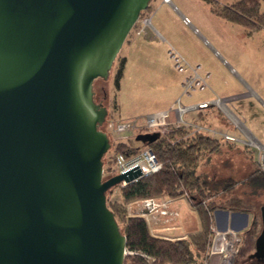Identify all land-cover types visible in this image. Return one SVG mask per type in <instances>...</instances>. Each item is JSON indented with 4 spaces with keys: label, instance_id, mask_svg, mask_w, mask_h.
Listing matches in <instances>:
<instances>
[{
    "label": "water",
    "instance_id": "1",
    "mask_svg": "<svg viewBox=\"0 0 264 264\" xmlns=\"http://www.w3.org/2000/svg\"><path fill=\"white\" fill-rule=\"evenodd\" d=\"M151 1L0 0V264H124L105 194L142 173L104 180L108 111L93 83ZM259 220L248 259L264 264V205Z\"/></svg>",
    "mask_w": 264,
    "mask_h": 264
},
{
    "label": "rangeland",
    "instance_id": "2",
    "mask_svg": "<svg viewBox=\"0 0 264 264\" xmlns=\"http://www.w3.org/2000/svg\"><path fill=\"white\" fill-rule=\"evenodd\" d=\"M169 1V4H164L162 0H152L146 17L138 20L139 28L143 26L146 19L148 25L143 27L142 33L138 34V30H133L128 35L127 39L136 38L138 41L145 42L143 43L145 46H141L139 51L132 50L128 65L123 67L118 87L114 85V78L125 54V46L115 59L108 81L97 80L93 83V92L97 98L103 99L102 89L106 92L104 107L108 111L110 128L104 125L103 132L107 134L113 145L123 142L134 147H141L140 151H143L147 148L135 143L134 137L139 133L138 131L120 135L113 132V126L122 121L135 119H138V124L142 125L146 116L155 112L159 113L157 111H170L173 123L174 112L178 106L190 108L197 104L198 99L205 93L215 92L217 100L231 97L221 101L220 106L216 105L219 117L217 126L210 123L215 131L217 133L220 132L218 130L228 131L240 138V135L232 128L239 130L240 124L258 141L256 145L264 146V139H259L262 138L259 131L264 132V31L248 36L242 27L216 17L210 6L203 0ZM237 1L239 0H219L218 5L230 6ZM260 11L264 13V0L260 1ZM183 19H186L188 23L185 24ZM194 70L202 81H195L186 95L184 87L193 80ZM121 106L126 108L123 113ZM189 113V119L196 116L198 120V115L188 110L183 114L184 121L186 119L184 116ZM241 140L249 142V140ZM245 147L247 146L220 145L215 153L206 154L200 160L197 172L215 173L217 178L231 177L238 182H243L257 169L256 151L249 147L254 153L255 159H253L249 152L247 154L242 152ZM112 157L113 153L109 149L104 156V171L108 169V162ZM112 166L116 172L118 164ZM248 189L247 186H241V191L247 194L250 193ZM227 198L230 196L221 197L220 195L214 201L219 203ZM243 198L251 201L254 206L253 216L259 222L258 210L264 205V191L260 190L256 196L247 195ZM107 200L110 204L120 202V189L116 188L108 194ZM178 204L181 217L177 224L181 225L179 227L173 223L171 226H176L180 230L181 226H184L186 229L185 222L188 221L197 228L199 218L189 209L187 201L182 199ZM227 212V215L220 212L213 213V228L218 233L231 232L242 235L250 223L249 218L246 220V225L240 227L244 219L237 217L234 221L236 227L231 230L228 227V221L232 214ZM155 216L162 217L159 213L153 214V217ZM162 218L167 223L175 221V219L170 220L169 217ZM238 228L241 229L238 230ZM259 230L260 226L257 233ZM164 235L157 236L170 240L183 239ZM253 252V246L246 254L240 251L232 264H263L248 259ZM217 260L214 258L211 264H216Z\"/></svg>",
    "mask_w": 264,
    "mask_h": 264
},
{
    "label": "trees",
    "instance_id": "3",
    "mask_svg": "<svg viewBox=\"0 0 264 264\" xmlns=\"http://www.w3.org/2000/svg\"><path fill=\"white\" fill-rule=\"evenodd\" d=\"M203 1L210 6L216 17L242 27L248 36L264 31V13L260 11L261 0H239L230 6H219V0ZM149 10L150 7L142 12L139 20L145 18ZM138 24L139 22L132 31L139 30ZM124 63L125 60L122 59L117 68L114 78L115 87H118L122 77ZM104 93L106 95L105 91ZM108 120L109 118H106L104 125ZM109 142L113 157L108 162V169L103 170L104 180L115 176L112 165L116 164L118 156L130 158L141 150V147L123 142H118L116 145L110 140ZM222 144L227 143L204 134L191 135L183 127L169 129L152 144H141L154 155L156 162L161 165L160 170L120 189V202L110 204L107 200V195L118 186L105 194L107 208L113 214L120 233L126 239V250L133 253L125 256L124 264H202L212 235L215 211L247 214L250 223L244 233L239 235L237 256L240 251L246 254L252 246L254 247V238L258 235L260 220L258 222L253 216L254 206L251 201L243 196H256L260 190L264 191V173L257 168L243 182H238L231 177L217 178L215 173L197 172L200 160L206 154L215 153ZM103 160L104 157L102 159L104 169ZM241 186H247L250 193L241 191ZM220 195L230 198L216 203L214 199ZM150 199L187 200L199 218L200 231L182 240H170L163 236L152 235L143 217L131 216L127 211L129 204Z\"/></svg>",
    "mask_w": 264,
    "mask_h": 264
},
{
    "label": "built area",
    "instance_id": "4",
    "mask_svg": "<svg viewBox=\"0 0 264 264\" xmlns=\"http://www.w3.org/2000/svg\"><path fill=\"white\" fill-rule=\"evenodd\" d=\"M162 3L169 4V0H162ZM184 23L187 24L188 21L186 19H183ZM143 26L139 28L138 34L142 33L143 27L148 25V20L146 19L143 22ZM194 78L193 80L185 85L184 87V94L187 95V92L193 87L194 82L196 81H202L201 78L199 79V75L196 72V70L193 71ZM221 101L217 100L216 105L220 106L219 103ZM207 104H200L197 106H191L190 108L182 107L181 105L178 106L176 111L174 112L175 120L172 123L171 122V115L170 111L166 112H159L155 114H151L145 117L144 122L142 125L138 124V119L132 120V121H122L117 123L116 125H111L114 127L113 132L116 134H126L134 131H138L146 133V134H153V133H159L160 135H164L169 129L171 128H185L189 131L191 135L196 134H204L207 136H210L212 138L219 139L225 143H234L237 144V142H241L235 137H232L230 135L224 134V133H217L215 130L210 129L206 126L199 125L196 123H188L183 120V114L187 113L188 110H197L206 108ZM106 126L110 128V124H108V121L106 122ZM243 142V141H242ZM245 146L250 149H253L256 151V164L257 168L261 173H264V146L263 145H255L252 142L245 141L243 142ZM116 164H118V167H116L115 176L118 174H121L125 172L126 170L138 165L139 169H141L142 175H140L138 178L129 181V182H121L118 185L119 189H123L127 187L130 184L136 183L138 180H140L143 177H147L151 174H154L158 172L161 168V165L158 164L154 158V155L151 153L149 149H145L143 151H140L138 154L133 155L130 158H124L122 156H118L116 158ZM144 205L150 214H156L159 213L162 217H169L170 220L177 218V213L168 211L167 203L166 202H159L156 199H150L144 201ZM212 235L210 242L207 246V251L205 254V258L202 262V264H211L212 260L214 258H217L216 264H232L235 256L238 253V246L240 244V237L237 233H218L215 231L214 228L211 229ZM133 253L128 252L125 249V256L126 255H132Z\"/></svg>",
    "mask_w": 264,
    "mask_h": 264
},
{
    "label": "crops",
    "instance_id": "5",
    "mask_svg": "<svg viewBox=\"0 0 264 264\" xmlns=\"http://www.w3.org/2000/svg\"><path fill=\"white\" fill-rule=\"evenodd\" d=\"M143 43H145V42H143L141 40L138 41L136 38H133L131 40L126 39L125 43L123 44V47L125 46L126 51H125L124 56L122 57V59L125 60L124 68L128 65V61L131 59L130 54L132 53V50L136 49L137 51H139V49H141V46H145V44H143ZM207 88H208V86H207ZM215 96H216L215 92H212V93H205L202 97H200L198 99L197 104H195V105L197 106V105L206 103L207 104L206 108L197 109V110L192 111V113H196L198 115V120H196V116L191 117V119H189L188 118V116L190 115V113H189V114L184 116V119L186 117L185 121L188 123H196L199 125H203V126H206L210 129L215 130V128H213L210 125V123H212L214 126H217V120L219 119L217 108H216L217 98ZM228 98H231V97H228ZM228 98H225V99L219 100V101H225ZM228 103H229V101L226 102L225 104L227 105ZM195 105H192V106H195ZM125 110H126V108L124 106H121V112L123 113ZM161 111H165V110H161ZM157 112H160V111H157ZM232 128L236 133H238L240 135L241 139L249 140L250 142L254 143L255 145L258 144V141L254 138V136L248 130H245L244 127H242L240 124H239V130H237L234 127H232ZM218 131H220L219 133H224V134L230 135L232 137H235L239 141H241V142H237V144L227 143L226 144L227 146L235 147L238 145H240V146L245 145V144H243V142L240 138L230 134L228 131L227 132H225L224 130H218ZM259 132H260V134H261L260 136L262 138H259L260 136H258V138L263 140L264 139V132H262V130H260ZM242 152H244L245 154H247L249 152V154L252 156V158L255 159L253 151H251L249 148L245 147ZM255 161H256V159H255ZM163 201L168 204L167 205L168 211L177 213V215H178L177 218L175 219V221L172 223L165 222L162 217H158V216L153 217V214L148 213V211L144 205V202H135V203L129 204L127 206V211H128V214L131 216L143 217L146 220V223H147L149 230H150V233L152 235H164V234L166 235L167 234V235L175 236V238L177 237V238L186 239L189 235L195 234V233L200 231V229H201L200 221H199V226L197 228L193 224H189L188 221L185 222L186 223L185 225L187 227L186 229L184 226H181L182 227L181 230L176 226H171L173 223H175L178 226L181 225L180 223L177 224L179 221L178 219H180V217H181L180 216V208H179V204H178V202L180 200H176V201L159 200V202H161V203ZM187 206L189 207L190 210L195 212L191 208L188 201H187ZM236 219H237V217L230 215L229 221H228L229 229L234 230L232 228L236 227V224L234 222ZM218 230H220V229H218ZM159 232H161V233H159ZM162 232H164V233H162Z\"/></svg>",
    "mask_w": 264,
    "mask_h": 264
},
{
    "label": "flooded vegetation",
    "instance_id": "6",
    "mask_svg": "<svg viewBox=\"0 0 264 264\" xmlns=\"http://www.w3.org/2000/svg\"><path fill=\"white\" fill-rule=\"evenodd\" d=\"M103 90V89H102ZM102 95H103V99L101 100V99H99V98H97L96 96H94V102H95V104H97V105H102V106H104V99H105V93H104V91H102ZM101 131H103L104 130V125L103 126H101ZM139 134H146V133H143V132H140V133H138V134H136L135 135V137L137 136V135H139ZM135 137H134V139H135ZM136 143H139V142H136ZM139 144H141V143H139Z\"/></svg>",
    "mask_w": 264,
    "mask_h": 264
},
{
    "label": "bare ground",
    "instance_id": "7",
    "mask_svg": "<svg viewBox=\"0 0 264 264\" xmlns=\"http://www.w3.org/2000/svg\"><path fill=\"white\" fill-rule=\"evenodd\" d=\"M220 105V104H219ZM225 109V108H224ZM231 116V115H230ZM232 118V117H231Z\"/></svg>",
    "mask_w": 264,
    "mask_h": 264
}]
</instances>
